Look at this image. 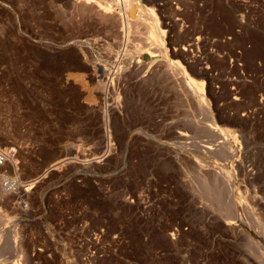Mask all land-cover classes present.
<instances>
[{"label":"rangeland","instance_id":"rangeland-1","mask_svg":"<svg viewBox=\"0 0 264 264\" xmlns=\"http://www.w3.org/2000/svg\"><path fill=\"white\" fill-rule=\"evenodd\" d=\"M75 1L0 0V264H264V0H140L232 154Z\"/></svg>","mask_w":264,"mask_h":264},{"label":"bare ground","instance_id":"bare-ground-1","mask_svg":"<svg viewBox=\"0 0 264 264\" xmlns=\"http://www.w3.org/2000/svg\"><path fill=\"white\" fill-rule=\"evenodd\" d=\"M80 1L81 2L83 1V3H85V6H87L90 1L94 2V3H92V5L96 4V6H98L99 9H97V7L95 5L93 6V8H91L92 6L91 7L89 6V7H90V10L92 9L96 12V13H94V15L97 14L98 15L97 17L101 19L102 22L98 21L99 23L107 24V25L110 23H112L111 25H113V22L114 23L116 22L115 23L116 25L118 23L119 31H121V34H122L121 39L127 45H129L128 44L129 41L132 40L131 36L134 35V36L139 37L142 35V40L143 39L145 40V41H143L145 46H143V47L141 46L139 48V46H138L139 44H137V47L139 48L140 52H143V53L146 52V54H144L143 57L148 55V57H151V59L153 57V58H159V59L162 58V59L168 60L169 56H171L170 55L171 52L169 53V50L166 47V32L167 31L162 28L163 23H161V21L159 20L157 14H156L155 7H152V8L144 7L142 5V3L140 2V0H79L78 2L80 3ZM90 4L91 3H89V5ZM63 13H65V12H63ZM97 17L95 15V19L98 20ZM108 26H110V25H108ZM116 27L118 30V26H116ZM114 28H115V26H114ZM140 43H142V42H140ZM148 47H149V49H147ZM150 47H152V48H150ZM190 48L192 49V48H194V46L191 45ZM183 50L185 52L187 51L186 48H184ZM124 51H126V49ZM126 52L128 53L129 51H126ZM121 53H123V52H121ZM182 54H186V53L174 52V53H172V56L178 57V56H181ZM123 55H124V53L122 54V57H123ZM118 57H119V55H118ZM156 60L157 59H155V61ZM155 61H153V59L147 63H145L144 61H141V60L138 61V64H139L138 69H140V70L142 69V71H144L143 76L151 79L152 76H154V74L155 75L156 74H164L167 76L170 83L173 82L175 85L181 84V85H184L185 87L189 88V91L192 92V94L195 96L199 108L205 114L208 115V119H210V121H211L210 123L212 124V127H214L215 130L217 128L218 130H216V131L219 134L223 135V139H225V141H227V144H229L228 145V147H229L228 152L231 154L234 152L237 153L238 150L236 148V143L231 140V139H234L231 136V133H229L228 131H223L219 127H217L215 119L212 118L213 112L211 110L210 104L208 103V101H206V97H205L206 95L204 93V91H205L204 90V88H205L204 82H202V81L199 82L196 79H194V77H193V75L194 76L198 75V77H202V76H204V74L201 73V71H199V72L195 71L193 68H190V71H188L185 67L181 66L179 64V62L168 63V64H164V65H158V64L155 65ZM97 69L99 70L98 72L101 73V75H99L100 78L109 80V76L107 75L109 73V70H108V73L106 71L107 67L103 68V67L97 66V64H96V69H94V70H97ZM95 72H96L95 74H97V71H95ZM150 79H149V81H150ZM107 80L105 81V84L107 85L106 87L108 88L109 86H108ZM144 81H147V80H144ZM181 85H180V87H181ZM181 135L183 136L184 134L182 133ZM229 139L231 140L230 142H228ZM4 152H1V150H0V163L3 161H6L5 158H7V155H6L7 151H6V153H4ZM189 154H192V155L196 156V158H198V155H196L193 152L189 153ZM7 161H9V160H7ZM11 163H13V162H11ZM12 165H14V164H12ZM15 168H16V166H15ZM15 182H16V184H19V181L16 180Z\"/></svg>","mask_w":264,"mask_h":264}]
</instances>
